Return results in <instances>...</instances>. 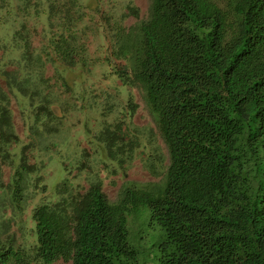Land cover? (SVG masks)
<instances>
[{
	"label": "trees",
	"instance_id": "1",
	"mask_svg": "<svg viewBox=\"0 0 264 264\" xmlns=\"http://www.w3.org/2000/svg\"><path fill=\"white\" fill-rule=\"evenodd\" d=\"M10 1L24 12L32 2ZM81 1L37 0L49 52L67 67L82 52L73 31ZM13 38L38 77L42 57L23 32ZM113 57L167 147L162 182L127 181L116 202L98 179L84 193L63 183L57 202L33 210L30 249L10 235L13 218L0 221V264H264V0H150L145 19L116 28ZM0 76L22 95L33 85ZM7 102L0 90V192L22 211L34 172L21 153L9 184L2 181L18 141ZM102 136L107 159L117 161V139Z\"/></svg>",
	"mask_w": 264,
	"mask_h": 264
},
{
	"label": "rangeland",
	"instance_id": "2",
	"mask_svg": "<svg viewBox=\"0 0 264 264\" xmlns=\"http://www.w3.org/2000/svg\"><path fill=\"white\" fill-rule=\"evenodd\" d=\"M149 4L150 0H82L79 15L83 17L73 28L82 52L77 54L78 63L67 67L49 52V21L37 0L26 12L13 1L0 0V75L10 72L19 82L29 77L35 85L22 95L9 89L0 76V90L8 99L18 139L8 147L11 156L3 163L2 181L9 184L21 153L34 172L22 211H16L9 196L0 192V221L13 218L10 235L17 246L28 250L35 244L33 210L57 202V191L65 182L74 192L84 193L91 180L98 179L112 202L127 181L162 182L169 165L167 147L141 92L119 78L124 62L113 57L116 28H129L145 19ZM129 7L138 10L139 20ZM20 31L45 63L38 67V77L36 64L26 63L22 48L14 42L13 35ZM43 107L52 116L46 117ZM103 134L117 139V161L107 159L99 140ZM1 232L0 238L5 239Z\"/></svg>",
	"mask_w": 264,
	"mask_h": 264
}]
</instances>
